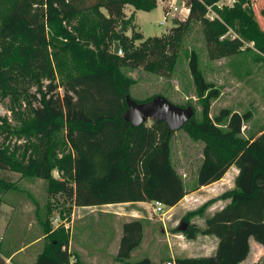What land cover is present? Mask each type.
I'll return each mask as SVG.
<instances>
[{
  "label": "trees",
  "instance_id": "obj_1",
  "mask_svg": "<svg viewBox=\"0 0 264 264\" xmlns=\"http://www.w3.org/2000/svg\"><path fill=\"white\" fill-rule=\"evenodd\" d=\"M7 1L10 12L0 27V77L4 83L15 79L17 73L37 90L28 94L10 84L2 85L4 96H14L19 102L23 95L29 109L16 133L23 134V144L13 148L12 132L0 126V134L4 133L0 170L14 169L45 179L48 193L62 197L68 205L61 212L67 219L75 206L134 201H159L167 207L177 204L187 192L171 161L169 139L173 132L168 133L164 121L154 119L132 127L123 119L131 80L120 67H141L170 76L179 43L192 21L202 25L213 58L236 53L244 41L254 42L264 53V28L252 7L256 0H235L230 8L218 11L224 22L239 24V37L223 42L219 37L226 29L221 17H207V7L220 0H183L188 10L185 20L161 36L150 37L135 29L133 15L126 16L124 7L150 11L157 0ZM91 11L95 12L93 21L86 17ZM261 14L264 16V8ZM73 21L76 23L70 30ZM115 43L121 54L113 53ZM188 65L203 97L202 120L197 121L193 115L182 127L190 137L204 142L193 189L220 180L231 166L238 173L234 188L219 195V199L228 200L226 205L206 218L204 226L191 224L180 231L188 239L197 235L216 237L214 253L175 257V264H239L250 252V239L264 247V126L257 136L244 138L242 127L249 121L250 112L221 109L211 118L209 101L219 92L205 81L194 51ZM56 73L61 76L59 81ZM42 79L48 81L44 88ZM61 132L68 153L62 151ZM54 168L59 178L51 175ZM212 200L204 202L200 213ZM192 211L186 214L191 216ZM42 228L44 243L33 264H80L69 250L67 230L50 229L47 218ZM142 236L141 219L124 222L116 260L151 264L148 257L128 261ZM72 256L76 258L73 263ZM8 257L0 252V264H6Z\"/></svg>",
  "mask_w": 264,
  "mask_h": 264
},
{
  "label": "rangeland",
  "instance_id": "obj_2",
  "mask_svg": "<svg viewBox=\"0 0 264 264\" xmlns=\"http://www.w3.org/2000/svg\"><path fill=\"white\" fill-rule=\"evenodd\" d=\"M232 5L233 3H227V0H220L208 6L207 17L210 19L215 18L219 14V10L223 7L230 8ZM252 7L256 19L264 28V16L261 14V9L264 8V0H256ZM102 11L104 12L103 9ZM165 11L168 13L165 14ZM9 12L8 1L0 0V27L4 24ZM126 12L128 14L126 16L133 15L135 29L142 33L144 37H150L161 36L175 24L185 20L188 10L183 0H157V6L150 11L136 10L131 5H127ZM94 16L95 12L92 11L86 14L89 21H93ZM220 20L223 22L226 32L219 37V41L223 42L239 37L237 33L239 24L235 21L233 24L226 23L222 20V17ZM75 23L76 21H73L70 24L71 27L68 28L71 30ZM126 33L130 34V30ZM58 40L61 43L64 42L60 37H58ZM191 51H194L197 55L198 67L205 81L211 83L213 88H216L219 92L217 97L211 98L209 101V116L211 118L216 116L221 109H228L240 114L250 112L251 117L243 125L241 135L244 138L257 136L264 126V53L255 46L254 42L244 41L236 53L213 58L210 55V47L206 42L204 29L199 22H190L179 43L178 55L170 76L154 74L141 67H120V72L131 80L128 95L137 101H144L152 96L162 95L174 104L183 105L184 107L192 106L195 119L197 121L202 120L203 97L198 94L188 65ZM9 74L13 73L9 72ZM55 76L56 81H59L61 77L59 73H56ZM14 78L4 83L28 94L36 93L37 86L32 82L21 78L17 73H14ZM41 82L42 88H44V84L48 83L46 79H42ZM4 83L0 77V126H6L12 132L10 134V144L13 147L23 144L25 141L23 134L17 135L16 133L25 123L23 120L28 113L29 103L23 95L19 102L14 99V96H4L2 94ZM59 91L62 92L61 87ZM150 121L148 120L147 124ZM3 136L4 133L0 134V140ZM60 136L64 141L63 132L60 133ZM169 143L171 161L175 171L183 181L185 191H188V193L189 191H196L199 188H193L195 187L196 173L203 158L204 142L193 139L184 128H181L171 134ZM62 151L64 153L70 151L65 141L62 143ZM51 175L59 178L58 170L54 168ZM230 177H232V169L226 176L227 181L224 189L233 186ZM47 186L48 183L45 179L27 176L23 172L14 169L0 170V252L10 255L11 251L23 250L18 257L11 261L5 259L6 264H33L35 256L41 251L44 241L41 239L36 244L32 242L44 232L42 223L46 218L50 224V229L57 230L61 228L68 231L73 249L79 247L91 253L95 250L94 237L97 235L102 237L101 224L108 219L110 223V214L112 215L114 212L116 215L109 231L111 238L114 240L121 237V223L130 220L133 218L131 215L136 214L133 207L124 206L122 204L126 202H121L111 203L112 207L97 208L92 212L90 209L77 210L73 217L72 211L67 219L64 217L65 214L62 215L61 212L68 205L62 197L50 195ZM205 190L199 193H190L183 206L180 205V207H176L171 211L168 210L166 205L162 204V211L154 213V202H152L151 209H147L149 210L147 215L150 216V219L139 218L143 222L142 241L132 251L128 261L134 262L148 257L151 264H167L168 261L175 262V257L205 256L212 253L214 242H211L210 239L205 238L203 235L188 239L178 230L182 223H186V228L190 227L191 224L204 226V221L208 217V214L205 213L206 209L213 203H219L217 207L226 204L227 201H221L218 196L223 192L222 190L215 191L217 193L215 198ZM210 198L213 200L200 213V207L205 200H210ZM148 205L150 206V204H146V207ZM189 211H192L193 215L188 216L186 213ZM107 212L109 216L106 215ZM137 212L139 216H142L141 210ZM186 216L188 219L183 220ZM71 252L77 256L80 264H124L116 260L115 257L113 260L109 258L108 261L81 260L74 251ZM108 256L112 257V255ZM17 258L18 260H15ZM75 260V256H72L70 262L73 263ZM240 264H264V250L254 246L252 240L250 253Z\"/></svg>",
  "mask_w": 264,
  "mask_h": 264
},
{
  "label": "crops",
  "instance_id": "obj_3",
  "mask_svg": "<svg viewBox=\"0 0 264 264\" xmlns=\"http://www.w3.org/2000/svg\"><path fill=\"white\" fill-rule=\"evenodd\" d=\"M234 1L235 0H227V3H234ZM126 6L124 7V12H125V15H128L127 12H126ZM129 13H131V11H129ZM231 169H232V177H230V178H232L233 186L231 188H225V189L226 190L233 189L234 188V178L237 175L238 170H237L236 167L231 166L220 180H218V181H216V182H214L212 184H209V185H206V186H202L201 188L196 189V191L195 190L192 191V192L189 191V193H188V191H186L187 193L185 194V196L177 204H175L174 206L168 207V210L171 211V210L175 209L176 207H180V205L183 206V203H186V199H188L190 193L194 194V193L203 192L205 189H207L205 191L210 192V193H208V192H206V193L211 194L213 196V198L217 197V193L215 191H221L222 190L224 192L225 183L227 181L226 180V176L229 173V171H231ZM223 192H221V193H223ZM220 200L223 201L222 199H220ZM206 201L207 200H205V202ZM225 201L228 202V200H225ZM146 204H150V206L148 205V207H146ZM151 204H152V202L149 203L148 201H140V202H126V203H123L122 205H124V206L127 205L129 207H133L134 208L136 214L133 215V216L131 215V217H133V218H131L130 220H132V219H137V218H141V217H144L146 219H150V216L147 215V213H149V210H147V209H149L151 207ZM218 204L219 203H213V205H210L206 209L205 213L208 214V217L212 216L216 211L220 210L222 207H224L226 205V204H224V205H221V206L217 207ZM109 207H112L111 204L93 205V206H75V207H73V210H72L73 211L72 212V217L75 216V213H76L77 210L82 211L83 209L84 210L90 209V211L92 212L93 210H95L97 208H109ZM213 207H217V208H213ZM138 210H141L142 216L138 215V212H137ZM106 215L109 216L108 212L106 213ZM114 216H116L114 214V212L112 213V215L110 214V223L108 222L109 219L107 221L102 222V224H101L102 231H103V232H101L102 237L97 235L96 237H94L95 240H93L94 243H95V245H94L95 250L91 251V253H88L83 248H79L78 247V249H73V243H72L71 240L69 242V250L70 251H74L78 255V257H80L81 260L85 259V260H88V261H98V260H101V261L102 260H106V261H108L109 258H110V260H113L115 255H116V253H117L119 240H120V238L118 240L112 239L111 235H110V232H109L111 230V227H112V224H113V221H114ZM130 220H125V221H123V223L126 222V221H130ZM123 223H121V228H122V224ZM97 228H100V227H97ZM203 236L205 238L210 239L211 242H214V248H212V253L206 254V255H211L215 251V248H216V245H217V239H216V237H214L212 235H203ZM41 239H42V235L37 237L32 243L36 244L39 241H41ZM251 241H252V239H250V250H251ZM254 246L258 247V249L264 250V247L262 245L258 244L255 241H254ZM22 251H23L22 249H17L15 251H11L9 257L6 258V261H11L12 259L18 257V255L20 253H22ZM108 255H112V257H109ZM15 260H18V258L15 259ZM17 264H19V263H17Z\"/></svg>",
  "mask_w": 264,
  "mask_h": 264
},
{
  "label": "water",
  "instance_id": "obj_4",
  "mask_svg": "<svg viewBox=\"0 0 264 264\" xmlns=\"http://www.w3.org/2000/svg\"><path fill=\"white\" fill-rule=\"evenodd\" d=\"M120 32V29L118 30ZM114 54H121L117 43L114 44ZM127 109L123 112V119L132 127L138 126L148 120H160L167 124L168 133L181 129L184 124L194 115V108L190 105L180 106L172 103L162 95H155L151 99L138 102L126 95ZM179 231L186 230V223H182Z\"/></svg>",
  "mask_w": 264,
  "mask_h": 264
},
{
  "label": "built area",
  "instance_id": "obj_5",
  "mask_svg": "<svg viewBox=\"0 0 264 264\" xmlns=\"http://www.w3.org/2000/svg\"><path fill=\"white\" fill-rule=\"evenodd\" d=\"M207 9H209V7H207ZM162 207H163V205H162L161 202L154 201V203H153V212L154 213H160L162 211ZM167 264H175V262L168 261Z\"/></svg>",
  "mask_w": 264,
  "mask_h": 264
}]
</instances>
